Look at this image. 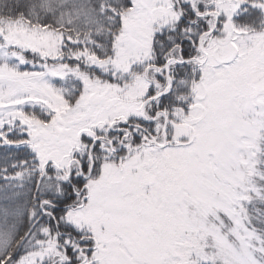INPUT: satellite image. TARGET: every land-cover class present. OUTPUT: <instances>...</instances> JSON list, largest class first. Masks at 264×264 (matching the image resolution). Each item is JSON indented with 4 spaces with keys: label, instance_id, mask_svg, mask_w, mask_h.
I'll return each instance as SVG.
<instances>
[{
    "label": "snow or ice",
    "instance_id": "obj_1",
    "mask_svg": "<svg viewBox=\"0 0 264 264\" xmlns=\"http://www.w3.org/2000/svg\"><path fill=\"white\" fill-rule=\"evenodd\" d=\"M0 264H264V0H0Z\"/></svg>",
    "mask_w": 264,
    "mask_h": 264
}]
</instances>
